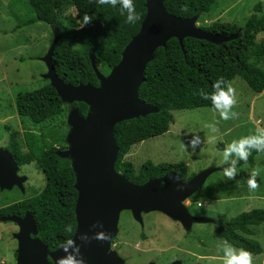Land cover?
Instances as JSON below:
<instances>
[{"label": "trees", "instance_id": "obj_1", "mask_svg": "<svg viewBox=\"0 0 264 264\" xmlns=\"http://www.w3.org/2000/svg\"><path fill=\"white\" fill-rule=\"evenodd\" d=\"M25 2L27 11L33 13V17L25 24L41 21L51 26L50 42L52 27L59 28L60 39L54 49L52 63L57 76L72 85H97L90 54L95 56L97 68L107 74L119 62L123 48L137 33L145 15L144 0H133L139 17L135 23L126 22L119 5L112 7L99 4L97 0ZM213 2L162 0L168 13L181 18L197 15V19L209 11ZM85 14L90 18L87 23H83ZM198 27L212 33L239 35L220 44L185 37L183 49L176 38H170L165 47L154 50L153 59L146 64L138 97L158 111L123 120L115 124L113 129L119 147L114 168L133 183L141 184L149 178L171 171L179 173L182 179L193 175L182 161L155 164L146 160L136 169L125 159L133 144L168 131L173 121L172 110L212 106L211 101L203 99L200 92L214 91L212 83L218 78L229 85L231 79L238 76L252 92L259 94L264 90V71L248 61L250 56L264 55V40L255 38L257 33L264 31V15L250 14L243 26L218 19ZM43 81L36 89L16 93L14 107L23 124L22 137L21 141H17L16 135H13L9 146L4 148L19 166L35 162L44 175V186L32 197L1 206L0 217L31 214L38 229V237L53 250L70 239L75 230L77 192L73 186L75 177L70 160L60 158L55 153L66 148L68 127L65 117L71 105L60 100L47 79ZM72 106L81 114H85L88 109L83 102H74ZM25 121L30 122L31 126ZM57 121L52 129L46 126ZM31 127L38 128L39 133L31 131ZM257 153L253 149L246 161L238 160L235 170L243 165L252 166ZM225 167L227 164H223ZM261 223H264V208L242 211L230 220L218 223L215 235L236 248L257 254L261 252V247L252 238V227ZM66 228H71L72 232H66Z\"/></svg>", "mask_w": 264, "mask_h": 264}, {"label": "rangeland", "instance_id": "obj_2", "mask_svg": "<svg viewBox=\"0 0 264 264\" xmlns=\"http://www.w3.org/2000/svg\"><path fill=\"white\" fill-rule=\"evenodd\" d=\"M27 8L25 0H0L2 148L9 146L13 135H16L17 141H21L23 124L14 107L16 93L36 89L45 80L42 75L46 72V65L41 58L50 45L51 26L41 21L25 24L33 17V13L27 11ZM218 13H222L221 17L214 18ZM252 13L264 15V0H214L209 11L203 13L195 25L206 26L209 23L205 21L212 18V21L219 19L222 22H234L243 26ZM255 38L264 40V31L257 33ZM248 61L264 71V55L250 56ZM228 86L233 89L234 102L230 112L235 113L234 117L228 120L221 119L213 106L172 110L173 121L168 131L133 144L125 155V159L136 169L146 160L155 164L182 161L193 175L207 168L222 167L209 174L203 185L183 201L188 211L194 215L214 218L219 223L230 220L242 211L264 208V152H259L253 157L252 166L243 165L236 169L233 180H228L224 176L221 163L222 152L227 144L255 134L258 128L264 129V90L259 94L252 92L238 76L231 79ZM28 123L31 126L30 122L25 121V124ZM55 123L58 121L46 126L52 129ZM65 124L68 127L66 117ZM208 125H214L215 132H212ZM31 128V131L39 133L38 128ZM194 132L200 137V143L195 151L188 143L193 139ZM250 171L257 172V187L254 190H249L246 183ZM17 175L25 176L26 180L21 187L14 185L10 189L0 190V207L32 197L44 186V175L35 162L18 165ZM157 216L156 211L146 214L145 228L141 229L134 218L122 210L117 221L119 232L115 243H125L133 247L139 243V247L148 249L147 252H143L144 258L151 256L150 260L154 263L163 264L179 257L191 263L200 254V247L197 244L204 242L206 248L196 264H223L221 246L225 240L215 235L217 222H194L188 230L185 229L188 231L186 232L170 220L158 222ZM252 228L254 231L252 238L261 247L260 253L249 252L252 264H264V223ZM17 230L16 223L0 221V264H13L17 246L13 234ZM142 231L147 235L144 242H141L139 236ZM129 246L125 248L129 250L131 247ZM140 259L142 258L132 255V261Z\"/></svg>", "mask_w": 264, "mask_h": 264}, {"label": "water", "instance_id": "obj_3", "mask_svg": "<svg viewBox=\"0 0 264 264\" xmlns=\"http://www.w3.org/2000/svg\"><path fill=\"white\" fill-rule=\"evenodd\" d=\"M144 7L145 15L137 33L125 45L119 62L107 74L97 68L95 56L90 54L97 85H72L57 76L52 63L54 49L60 39V30L56 26L52 27V40L41 58L46 65L42 78L49 81L63 103L71 105L66 116V148L55 153L70 160L74 172L76 226L70 239H76L80 245L83 264H123V259L110 247L122 210L130 211L139 222L141 213L161 211L179 221L186 230L194 222H215L214 218L191 215L183 201L203 185L209 174L222 167L204 169L187 180H182L179 173L171 171L141 184L133 183L114 168L119 147L113 129L123 120L158 111L138 97L146 64L153 59L156 48L165 47L170 38H176L183 49L185 37L220 44L239 34L205 31L195 25L197 15L189 18L172 15L166 11L162 0H144ZM74 102L86 104V113L81 114L72 106ZM17 169V162L11 153L0 147V190L22 186L26 177L17 175ZM0 221H12L18 226L13 234L17 242L14 264H58V259L64 255L61 245L50 250L38 237L31 214L2 216ZM101 229L108 234L106 239L90 238L87 242L78 239L81 233L92 237Z\"/></svg>", "mask_w": 264, "mask_h": 264}, {"label": "clouds", "instance_id": "obj_4", "mask_svg": "<svg viewBox=\"0 0 264 264\" xmlns=\"http://www.w3.org/2000/svg\"><path fill=\"white\" fill-rule=\"evenodd\" d=\"M99 4H106L112 7L119 5L121 14L125 15L126 22L135 23L138 20V15L133 5V0H97ZM87 14L83 17V23L89 22ZM223 85V86H222ZM214 91L211 93L200 92L203 99L211 101L212 106L219 113L223 120H228L235 116V113L230 112L233 105V89L228 86L222 78H218L212 83ZM212 132H215L214 125H208ZM189 146L195 151L200 143V137L193 133V139L189 140ZM5 149V148H4ZM256 152H264V129H256L255 134L242 137L239 140H234L227 144L222 152V164H227L223 168V174L228 180H233L236 172L235 166L238 160L246 161L251 150ZM7 150V149H6ZM256 171H250L246 181L249 190H254L257 187ZM184 204V203H183ZM185 205V204H184ZM186 206V205H185ZM66 232L71 233V228H66ZM107 233L102 229L95 232L92 237L87 233H81L78 239L82 242H87L90 238L106 239ZM64 255L58 259V264H83V259L80 256V245L76 243V239H66L61 245ZM221 250L223 252V264H252L251 254L244 249H236L233 245L224 241Z\"/></svg>", "mask_w": 264, "mask_h": 264}, {"label": "flooded vegetation", "instance_id": "obj_5", "mask_svg": "<svg viewBox=\"0 0 264 264\" xmlns=\"http://www.w3.org/2000/svg\"><path fill=\"white\" fill-rule=\"evenodd\" d=\"M158 177H160V176H158ZM157 178V177H156ZM189 179V178H188ZM182 180H187V179H182ZM185 204V203H184ZM186 205V204H185ZM186 208H187V206H186ZM124 211H127L131 216H132V214H131V212L130 211H128V210H124ZM156 212H158V216H157V219H158V222H161V221H168V220H170L171 222H173L174 224H176V225H179L180 227H182L184 230H185V228L183 227V225L179 222V221H177V220H174V219H172L170 216H168V215H166L165 213H163V212H161V211H156ZM191 215H194L192 212H190V211H188ZM149 213V212H148ZM148 213H141V222H139V221H136L135 219V221L139 224V226L141 227V229H144L145 228V222H144V217L146 216V214H148ZM194 216H199V215H194ZM133 218V217H132ZM161 220V221H160ZM215 222H217V226H218V220L216 221V219H215ZM214 222V223H215ZM193 224V223H192ZM192 224H191V226H192ZM190 226V227H191ZM186 231V230H185ZM190 231V230H189ZM119 232V231H118ZM118 232H117V234H116V236L113 238V240H111V241H113L111 244H112V246H113V249H115L116 251H117V253H118V255H119V257H121L122 259H123V264H147V263H149V262H153L152 260H150V257H148V258H144L145 257V254H143V252L144 251H146V250H148V249H144V248H141V247H139L140 246V244L138 243V244H136L137 246L135 247H133V246H129V244L127 245V244H125V243H115V241L114 240H116L118 237ZM186 232H188V231H186ZM140 238L142 239V241L141 242H144L145 240H146V238H147V235L142 231L141 233H140ZM126 246H129L130 247V249L129 250H127L125 247ZM197 246H199L200 247V254H198L197 256H196V258L194 259V261H192L191 263L189 262V261H187V260H185V259H182L181 257H179V258H173V259H171V260H169V261H166L165 263H163V264H169V263H172V262H179L180 264H193V262H194V264H196V262H198L199 260L198 259H201L202 258V253H203V251L205 250V248H206V245H205V243L204 242H201L200 244H197ZM147 252V251H146ZM196 254V253H195ZM132 255L134 256V257H140V258H142V259H140V260H138V261H132ZM194 256V255H193ZM15 258H16V253H15ZM185 260V261H184ZM15 263V259H14V262H13V264ZM154 263V262H153ZM156 264V263H155Z\"/></svg>", "mask_w": 264, "mask_h": 264}, {"label": "crops", "instance_id": "obj_6", "mask_svg": "<svg viewBox=\"0 0 264 264\" xmlns=\"http://www.w3.org/2000/svg\"><path fill=\"white\" fill-rule=\"evenodd\" d=\"M221 14H222V13H218L216 17L214 16V18L217 19L218 17H221ZM212 20H213V19L211 18V19H208V20L205 21V22H208V23H209V22H212Z\"/></svg>", "mask_w": 264, "mask_h": 264}]
</instances>
